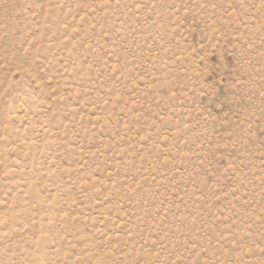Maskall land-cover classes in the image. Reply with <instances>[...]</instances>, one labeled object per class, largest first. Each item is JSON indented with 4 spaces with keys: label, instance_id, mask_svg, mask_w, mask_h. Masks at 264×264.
<instances>
[{
    "label": "rangeland",
    "instance_id": "374dc122",
    "mask_svg": "<svg viewBox=\"0 0 264 264\" xmlns=\"http://www.w3.org/2000/svg\"><path fill=\"white\" fill-rule=\"evenodd\" d=\"M0 264H264V0H0Z\"/></svg>",
    "mask_w": 264,
    "mask_h": 264
}]
</instances>
